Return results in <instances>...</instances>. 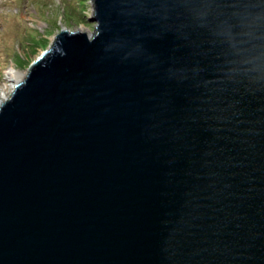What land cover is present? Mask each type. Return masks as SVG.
<instances>
[{"label": "water", "instance_id": "95a60500", "mask_svg": "<svg viewBox=\"0 0 264 264\" xmlns=\"http://www.w3.org/2000/svg\"><path fill=\"white\" fill-rule=\"evenodd\" d=\"M0 105V264H264V0H91Z\"/></svg>", "mask_w": 264, "mask_h": 264}, {"label": "rangeland", "instance_id": "374dc122", "mask_svg": "<svg viewBox=\"0 0 264 264\" xmlns=\"http://www.w3.org/2000/svg\"><path fill=\"white\" fill-rule=\"evenodd\" d=\"M91 12V0H0V86L10 84L8 68L25 75L61 28L93 32Z\"/></svg>", "mask_w": 264, "mask_h": 264}, {"label": "bare ground", "instance_id": "6f19581e", "mask_svg": "<svg viewBox=\"0 0 264 264\" xmlns=\"http://www.w3.org/2000/svg\"><path fill=\"white\" fill-rule=\"evenodd\" d=\"M23 76L24 72L20 73V71H16L13 69V67L6 70V78L10 81V84L5 83L4 85L0 86V105L8 98L9 93L13 89L15 83L19 82Z\"/></svg>", "mask_w": 264, "mask_h": 264}]
</instances>
